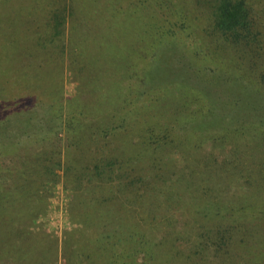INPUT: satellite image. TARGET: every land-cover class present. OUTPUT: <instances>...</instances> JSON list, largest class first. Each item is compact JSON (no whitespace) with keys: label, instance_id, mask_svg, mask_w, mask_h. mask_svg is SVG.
Returning a JSON list of instances; mask_svg holds the SVG:
<instances>
[{"label":"rangeland","instance_id":"obj_1","mask_svg":"<svg viewBox=\"0 0 264 264\" xmlns=\"http://www.w3.org/2000/svg\"><path fill=\"white\" fill-rule=\"evenodd\" d=\"M218 1L0 0V264H264V0Z\"/></svg>","mask_w":264,"mask_h":264},{"label":"trees","instance_id":"obj_2","mask_svg":"<svg viewBox=\"0 0 264 264\" xmlns=\"http://www.w3.org/2000/svg\"><path fill=\"white\" fill-rule=\"evenodd\" d=\"M213 9V27L215 31L219 33L230 31L234 35H237L239 31L242 35H245L244 33L249 31L250 24L248 23L247 10L244 8L243 0H219L213 5ZM14 191H6V197L12 196Z\"/></svg>","mask_w":264,"mask_h":264}]
</instances>
